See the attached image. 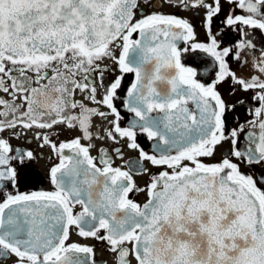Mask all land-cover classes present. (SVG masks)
Returning a JSON list of instances; mask_svg holds the SVG:
<instances>
[{
	"label": "snow or ice",
	"instance_id": "6c2138e0",
	"mask_svg": "<svg viewBox=\"0 0 264 264\" xmlns=\"http://www.w3.org/2000/svg\"><path fill=\"white\" fill-rule=\"evenodd\" d=\"M175 3L203 9V41L187 19L144 11L158 7L148 0H0V91L24 93L13 99L27 104L20 112L0 98L6 109L0 133L12 129L18 135L17 122L25 129L65 124L81 133L58 146L48 134L36 133L59 162L49 169L53 190L31 192L19 186L34 153L0 137V259L96 264L91 246L69 242L75 227L80 237L106 242L117 264H264V171L256 170L264 169V48L252 61L258 75L240 77L231 67L242 58L247 65L245 54L256 49L249 29L264 33V0H227L233 7L219 31L212 22L222 13L221 0ZM190 52L212 58L211 82V68L185 63ZM105 60L120 73L107 84ZM97 71L104 90L99 99L90 83ZM226 82L233 94L237 86L252 93L243 149L237 141L245 127L228 122L236 104L218 90ZM77 89L94 106L74 100ZM94 117L105 122L103 135L91 131ZM138 134L154 142V154L141 148L140 158L162 169L143 188L129 171L112 166L105 149L98 157L90 154L94 136L138 149ZM226 143L230 147L216 160ZM138 164L131 162L130 169ZM241 164L251 173L242 172ZM136 191L146 196L142 204L130 198ZM76 205L81 210L74 212Z\"/></svg>",
	"mask_w": 264,
	"mask_h": 264
},
{
	"label": "flooded vegetation",
	"instance_id": "af4514ba",
	"mask_svg": "<svg viewBox=\"0 0 264 264\" xmlns=\"http://www.w3.org/2000/svg\"><path fill=\"white\" fill-rule=\"evenodd\" d=\"M148 4L150 5H158L154 7H145L144 11H152L159 12L162 14H172L176 15L178 18L187 19L190 23L194 25V31L196 36L200 41L204 40L205 27L203 25L204 20V11L199 7L189 6L187 9L184 8L183 4L175 3V0H148ZM222 5V13L218 17L213 18L212 27L214 31H219L223 25L221 21L228 14V12L233 7L227 3V0H221ZM236 14H241V10L236 8ZM250 33L253 37V42L256 44L255 50H250L245 54V58L247 59V65L243 64V58L240 65H237L235 61L232 62L231 67L236 71L237 76L247 78L250 75H258L252 68L253 57L259 59L260 57V49L264 48V33H261L259 30L249 29ZM228 35L232 38H235L236 34L229 32ZM135 39H139L138 35H134ZM187 46V45H182ZM117 55H119V50H117ZM185 63H188L189 66L200 65L201 70L203 67L211 68L212 71L209 74V78H207L208 82H211V78H214L215 75V67L214 62L210 56L202 52L195 53H187L184 57ZM101 70L104 73L103 83H109L115 75H120V73L114 70V65L111 60H105L101 64ZM13 75H16L14 72ZM28 75L33 76V74L29 73ZM125 81L131 82L133 78V74L128 73L124 74ZM81 82L83 81L82 76L76 77ZM34 79V76H33ZM6 83L11 84V81H8L5 77ZM90 83L94 84L97 88V98H102L103 96V88L101 87L100 80V71H97L93 77L90 79ZM35 86V84H33ZM218 90L220 91L223 99L228 104H236V107L233 111L228 113V122L230 128H236L240 125L245 127V131L240 133L237 147L243 149L245 145V138L247 136V132L249 131L248 125L245 123L247 120L251 119V116L247 113L246 109L254 105V101L252 100L251 92H243L240 90L239 86L236 87L234 94L233 89L230 83H223L218 86ZM9 91L13 90L11 87ZM25 95L24 93H13V95H9V93L0 91V98H3L10 103H15L20 106L19 111L23 112L27 110L26 102L21 98L13 99V96L22 97ZM84 93H82L79 89H77L74 93L73 99L83 101L87 106H94L88 100L84 99ZM239 101H244V104L241 105L238 103ZM116 104L119 105L120 101L117 100ZM5 107L0 105V112L5 111ZM123 112V109H120ZM74 112H79V109L73 110ZM238 118V119H237ZM5 119V117H0V120ZM7 119H12V114H9ZM106 124L98 117L93 118L91 131L96 132L97 130H101V135H103V127ZM122 126H127V122L122 121ZM16 132L18 135H12V129H5L2 133H0V137L7 139L10 145L15 149L19 148L22 150H31L36 159L31 162V166L25 169V174L22 176L20 183V191L22 192H31V191H51L53 190V186L49 182L48 174L50 167L58 163L57 154L53 152L49 145H45L41 147L40 145L43 143L42 140L36 139V133H46L50 136L52 143H55L57 146L61 142L69 141L72 138L79 136L81 133L78 129H68L65 124H57L52 129H40L33 127L32 129H25L21 123L17 122ZM95 147L90 149V154L93 157L99 156V150L101 148L105 149L109 155L112 157V166L119 167L123 171H129L132 176L133 181L136 186L139 188L145 187L146 183L150 178V174L157 173L161 171V168L151 165V163L147 160H142L140 158V149L142 148L148 154H154L153 152V141H150L146 138L144 134H138L137 143L140 145L138 149H131L127 147V143L124 140H120L119 142H114L110 139H97L95 136L93 137V141ZM84 145L88 144V141H82ZM229 144H224L223 148L217 151L216 160L221 158V152L225 148H229ZM120 148L121 153L118 155L115 153L114 149ZM65 153H68V150H65ZM133 161H138L139 164L135 169H130V164ZM146 168L148 171L145 173L140 169ZM241 171L244 173H251V169L245 164L240 165ZM257 171H264L261 169L259 165L256 166ZM264 188V185H261ZM130 198L134 201L140 202L141 204L145 202L146 196L143 192L136 191L130 194ZM81 210L80 205H76L74 208V212ZM69 242H75L81 245L91 246L94 250V258L96 264H117V256L116 253L109 250V246L106 242L100 241L94 238H84L77 235V230L75 227L70 228V240ZM15 257H8L5 259H0V264H14Z\"/></svg>",
	"mask_w": 264,
	"mask_h": 264
}]
</instances>
